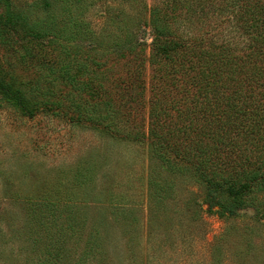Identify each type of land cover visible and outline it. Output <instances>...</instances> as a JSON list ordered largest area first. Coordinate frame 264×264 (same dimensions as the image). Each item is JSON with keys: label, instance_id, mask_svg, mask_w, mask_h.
Returning <instances> with one entry per match:
<instances>
[{"label": "trees", "instance_id": "obj_1", "mask_svg": "<svg viewBox=\"0 0 264 264\" xmlns=\"http://www.w3.org/2000/svg\"><path fill=\"white\" fill-rule=\"evenodd\" d=\"M124 2L97 27L96 0H0V107L62 116L149 156L141 191L99 189L96 159L81 158L51 185L7 197L28 237L16 255L0 216V264H153L140 260L142 229L150 249L185 230L193 242L207 213L248 218L252 245L264 230V0Z\"/></svg>", "mask_w": 264, "mask_h": 264}, {"label": "rangeland", "instance_id": "obj_2", "mask_svg": "<svg viewBox=\"0 0 264 264\" xmlns=\"http://www.w3.org/2000/svg\"><path fill=\"white\" fill-rule=\"evenodd\" d=\"M13 1L17 5H22L32 0ZM146 1L150 6L158 3V0ZM94 5L95 8L90 11L89 18L97 27H101L104 21L103 16L99 14L101 11L107 10L109 16L113 7L121 8L127 4L124 0H96ZM219 19L217 21L214 19L210 23L214 31L226 26L220 27ZM177 29L185 35L188 31L184 24ZM151 41V37L148 36L145 50L147 59ZM119 75H126L125 69L120 67L117 71V76ZM149 75L148 67L146 75L148 85ZM23 155L29 157L23 158ZM81 158H88V161L92 162L96 159L100 169L99 189H105L115 181L125 185L131 184L134 189L139 188V180L142 184L146 182L149 156L145 146L131 142H116L100 130L89 127L73 128L62 116L41 114L34 120H28L21 117L13 108L0 107V164L5 168L0 174V216L6 218L3 224L4 231L8 236L15 237L8 245L14 248L16 255L22 245L25 247L27 245L25 238L28 236L23 230L26 222L25 213L19 205L11 203L7 197L13 198L19 193L34 191L38 180L40 185L43 184L42 186L51 185L56 180L57 170L62 172L69 165L79 162ZM21 169L23 171L28 169L27 174L23 175ZM108 169L109 177L107 175L104 177ZM7 177L13 182L9 183ZM139 189L141 191L142 187ZM131 191L139 193L137 190ZM205 208L207 209V205ZM243 213L249 217L252 216L253 211L246 210ZM247 222H249L248 218L243 224ZM243 224L240 221L233 223L216 214L207 213L206 226L202 228L203 231L194 232L193 242L189 241V232L185 230L182 233L176 232L174 236L176 240L166 243L159 241L152 249L146 247L144 228L140 233V260L143 261L147 252L156 257L153 259V264H264V232H262L264 230L262 229L258 236L253 238L256 244L252 245L249 238L241 231ZM226 229L229 231L228 235L214 242L216 238L222 237ZM15 231L19 233L15 234ZM211 242L216 244L210 245Z\"/></svg>", "mask_w": 264, "mask_h": 264}]
</instances>
